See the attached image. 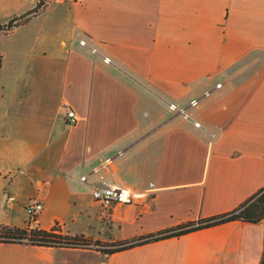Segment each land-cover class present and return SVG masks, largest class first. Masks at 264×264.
Returning a JSON list of instances; mask_svg holds the SVG:
<instances>
[{"label": "crops", "instance_id": "1", "mask_svg": "<svg viewBox=\"0 0 264 264\" xmlns=\"http://www.w3.org/2000/svg\"><path fill=\"white\" fill-rule=\"evenodd\" d=\"M39 1L0 0V25ZM0 55V224L27 227L36 198L35 228L128 242L223 216L264 188V0H49L0 32ZM101 187L139 202L107 206L103 221ZM263 250L264 219L111 255L0 243V264H260Z\"/></svg>", "mask_w": 264, "mask_h": 264}, {"label": "trees", "instance_id": "2", "mask_svg": "<svg viewBox=\"0 0 264 264\" xmlns=\"http://www.w3.org/2000/svg\"><path fill=\"white\" fill-rule=\"evenodd\" d=\"M49 0H40L30 12L11 18L6 24L0 25V32H8L26 24L32 17L40 13ZM2 56L0 55V67ZM264 219V188L260 189L234 211L223 216L200 220L186 226L165 231L156 235L147 236L128 242H100L92 241L81 235H69L63 233L58 225L50 230L39 228L10 227L0 224V243L3 244H28L31 246L55 247V248H78L88 249L93 247L104 255H111L116 252L128 250L149 242L159 241L170 237H179L197 230L220 225L230 221H241L246 223H258ZM260 264H264V250Z\"/></svg>", "mask_w": 264, "mask_h": 264}, {"label": "built area", "instance_id": "3", "mask_svg": "<svg viewBox=\"0 0 264 264\" xmlns=\"http://www.w3.org/2000/svg\"><path fill=\"white\" fill-rule=\"evenodd\" d=\"M5 32V31H3ZM80 45L85 47H90L91 53L96 54L97 51L95 48L89 46L86 40H81ZM103 60L105 63L110 64V58L103 56ZM219 88L220 85L217 84ZM198 100L192 102L189 106L195 104ZM169 108L173 114H179L184 118H188L187 109L188 108H178L174 104H169ZM79 121V117L77 116L76 112L66 106L65 108V115H64V122L67 126H75ZM196 127H200V124L197 121H193ZM81 182H87V175L82 174L80 176ZM5 197L8 201L15 202L16 198L13 195L5 194ZM94 199L95 201L100 204L101 211H100V218L103 221H107L110 219L109 214V207L110 205L117 204V203H124V204H135L139 202V197L136 193L129 189L119 188V187H101L94 191ZM43 202L36 198H29L24 201V209L28 216V226L30 228H34L33 225L36 222L38 216L43 211Z\"/></svg>", "mask_w": 264, "mask_h": 264}, {"label": "water", "instance_id": "4", "mask_svg": "<svg viewBox=\"0 0 264 264\" xmlns=\"http://www.w3.org/2000/svg\"><path fill=\"white\" fill-rule=\"evenodd\" d=\"M199 101V100H198ZM173 115H175V116H179V114H173Z\"/></svg>", "mask_w": 264, "mask_h": 264}]
</instances>
